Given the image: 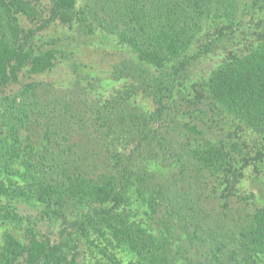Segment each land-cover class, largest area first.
<instances>
[{"label":"rangeland","instance_id":"obj_1","mask_svg":"<svg viewBox=\"0 0 264 264\" xmlns=\"http://www.w3.org/2000/svg\"><path fill=\"white\" fill-rule=\"evenodd\" d=\"M100 1L78 0L76 9L88 12L91 7L95 12ZM4 3L8 1L0 0V38L34 56L52 53L55 66L33 74L26 65L19 70L17 80L0 86V252L5 236L11 233L24 244L33 238L53 245L70 239L64 245L69 264H146L134 253L118 249V238L132 235L145 239L155 230L159 234L156 244L166 239L177 264H264V259L246 263L237 252L247 220L264 207V139L215 105L204 87L211 69L230 55L243 54L254 38L246 35L213 45L211 40L224 23L207 29L197 39L186 56L190 63L185 76L176 81L173 97L165 101L180 104L174 121L159 116V105L152 95L141 91L130 95L128 102L153 118L147 126L159 138L149 146L139 132L130 141L115 137L118 144L111 157L116 161V172L126 170V201L117 210L108 204L58 218L45 205L21 197L36 196L41 165L47 167L43 162L47 153L34 156L30 152L26 138H32L33 132L14 119V107L22 93L35 87L41 96L68 100L64 104L99 106L139 87L133 76H119L125 64L151 68L140 63L113 35H89L78 23L54 17L51 0H26L28 10L20 13H7ZM172 71L170 66L163 70L167 75ZM81 90L88 99L80 97ZM35 92L28 93L32 98L24 99L27 104H35ZM58 142L53 153L61 156L65 142L61 138ZM207 144L220 146L234 158L232 171L216 176L195 171L189 154ZM30 153L35 167L26 169L22 161ZM174 197H179L180 204ZM164 198L167 208L154 209ZM193 198L194 210L183 206V200L191 202ZM14 264H26L25 257Z\"/></svg>","mask_w":264,"mask_h":264},{"label":"trees","instance_id":"obj_2","mask_svg":"<svg viewBox=\"0 0 264 264\" xmlns=\"http://www.w3.org/2000/svg\"><path fill=\"white\" fill-rule=\"evenodd\" d=\"M7 1V5L4 3L9 8L7 13L28 10L26 0ZM51 1L54 17L68 24L78 23L89 35H113L121 45L130 48L140 63L160 73L125 64L118 71L119 76H133L143 90L134 87L124 97L113 96L99 106L64 104L68 100L41 96L35 87L25 89L16 101L14 119L33 132L35 140L26 138L30 152L34 156L47 153L43 160L47 167L44 169V164L41 165L36 196L22 194L24 199L45 205L58 218L108 204L117 210L129 193L125 186L126 170L116 172V161L111 157L118 144L115 137L130 141L139 132L149 146L159 138L147 126L153 118L127 99L138 91L152 95L159 105V116L174 121L181 111L180 104L169 105L165 101L173 97L176 81L185 76L190 48L207 29L224 23L225 27L211 40L213 45L234 42L246 35L252 36L254 43L243 54L230 55L209 71L204 80L206 93L221 110L264 139V0H101L95 12L91 7L88 12L76 9L78 0ZM248 16L249 20H244ZM11 29L15 30L12 26ZM26 65H30L31 73L40 74L52 70L55 59L52 53L34 56L22 46L0 38V86L17 80L19 70ZM169 66L173 71L167 75L163 70ZM31 90L37 100L29 105L24 99ZM81 91L80 97L88 99V94ZM44 126L51 133L45 132ZM58 138L65 142L61 156L53 153L60 145ZM32 153L22 161L26 169L35 167ZM189 159L196 172L211 176L229 173L235 162L215 144L192 149ZM174 198L180 204L179 197ZM193 200H183V206L194 210ZM162 205L167 208L165 198L156 202L154 209ZM158 236L154 230L145 239L132 235L118 238V249L134 253L146 264H177L166 239L156 244ZM70 241L66 239L53 245L48 240L33 238L24 244L8 233L0 252V264H14L24 257L26 264H69L64 245ZM237 252L246 263L264 259V207L258 208L247 220ZM213 255L218 257L215 252Z\"/></svg>","mask_w":264,"mask_h":264}]
</instances>
